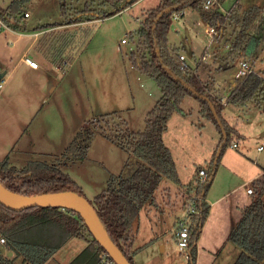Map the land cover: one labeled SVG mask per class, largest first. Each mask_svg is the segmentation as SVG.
Masks as SVG:
<instances>
[{"label":"rangeland","instance_id":"374dc122","mask_svg":"<svg viewBox=\"0 0 264 264\" xmlns=\"http://www.w3.org/2000/svg\"><path fill=\"white\" fill-rule=\"evenodd\" d=\"M10 1L0 0V3L7 8L11 5ZM105 1L31 0L24 6V11H28L31 18L22 20V31H16L9 27L8 23L0 20V43L12 46L14 37L10 34L11 31L30 33L60 26L62 28L60 30L44 33L41 40L50 53L61 48L58 46L60 43L66 44L62 48L64 61L69 64L64 62L65 64L61 66L64 68L60 78L65 80V85L69 86V89L65 87L60 97L62 103L64 102L65 114L72 110L73 125L75 122L73 116L76 112L74 105L78 103L81 104L79 109L82 107L80 111L82 116L79 114L78 119L84 117V110L88 111L89 120L105 113L101 112L102 107V111H105V108L113 110L112 107L115 106L111 101L115 95L112 94L119 93L123 82L129 91L126 92L127 98L120 106L123 107L120 116L127 122L130 131L143 132L147 124V115L155 107L162 93L159 85L151 78L141 77L138 74L141 77L140 81L135 80L136 72L132 69L133 63L131 65L130 60L134 52L135 60L140 62L142 52L138 51L137 31L141 25H144L145 16L149 15L150 10L155 9L161 0H139L129 8L125 7L129 0H107V5L104 6ZM236 3L242 11H251L255 6L259 7L263 11L261 21H264V0H229L228 5L225 6L230 9ZM103 7L107 13L116 9L120 11L91 25L79 24L78 27L70 28V25L63 24L85 17V15L78 16L77 13L87 12L88 9L93 13V9L97 11ZM183 13L182 19L172 20L168 35L169 48L176 62L181 65L180 58L184 56L185 64L192 68L204 84L210 86L209 92L222 99L221 104L224 106L222 119L228 126L237 130L238 134L232 133L231 144L223 149L220 156L221 148L225 145V135L220 132L213 120L204 115L203 105L198 98L188 96L183 100L180 106L182 112L173 114L168 130L164 134V142L171 150L183 186L178 187L164 180L155 197L159 200L161 208H164L165 214L161 213L162 209L158 213L154 205H147L135 220L132 227L135 238L133 249L137 251L134 264H187L186 256L180 253L174 238V222L177 216L187 214L188 200L183 207L182 191L183 188L195 187L200 183L198 176L200 169L208 170L210 176L216 170L209 197H218L217 195L221 193L241 186L237 195L246 199L247 185L254 184V180L258 179L254 177L262 175L261 177L264 178V150H258L264 139V107L259 108L253 104L233 106L228 103L235 82L234 66L244 60L241 57H250L252 43L249 42L247 45L245 56L237 57V54L231 56L229 54L233 38H226L221 44L217 42L210 44L205 39V31L209 26L202 21L200 13L191 7L186 8ZM123 40H126L125 44L122 43ZM227 40L229 46L225 45ZM100 56L102 58L99 60ZM203 56H206L205 61L202 60ZM90 57L94 59L91 60ZM35 60L40 61L38 58ZM75 60L72 69L74 71L65 75ZM89 60L93 61V64L96 63V66L87 72L85 65ZM248 60L251 61L249 58ZM253 69L258 74L263 72L264 75V50L256 59ZM93 72L95 75L92 74ZM2 81L0 80V84H3ZM58 93L60 94V89ZM126 101L127 104L124 103ZM84 102L86 103L83 106ZM130 104L134 108V110L131 108L132 111H128ZM102 138L101 136L94 138L85 160L62 167L63 172L77 182L83 196L90 202L107 189L112 175H120L127 171L129 166L132 168L137 163V159L130 153L111 142L107 143L108 141ZM234 143L238 148L232 147ZM25 159L27 158L13 159L10 163L21 168L27 163ZM32 159L51 162L46 155L33 156ZM260 189V187L257 189V194ZM257 194L251 196L255 198ZM262 198L264 200V194ZM176 227L177 225L175 229ZM162 230L164 232L167 230L164 236L168 241L167 252H161V249L155 251L158 242L154 245L147 244L151 237H155L156 233ZM85 236L89 240L90 236ZM228 242L221 249L222 255L215 264H234L237 261L238 255L235 254L240 250L233 243ZM87 246L86 239L74 238L46 264H84V252ZM140 247L143 248L138 249ZM203 263L212 264L211 257L206 256ZM16 264H23V259L18 258Z\"/></svg>","mask_w":264,"mask_h":264},{"label":"trees","instance_id":"16d2710c","mask_svg":"<svg viewBox=\"0 0 264 264\" xmlns=\"http://www.w3.org/2000/svg\"><path fill=\"white\" fill-rule=\"evenodd\" d=\"M29 1L31 0H12L7 8L0 5V20L8 23L12 29L22 31V20L27 19L24 6ZM137 1L139 0H129L125 7L129 8ZM218 1L229 11L225 6L227 0ZM105 2L104 6L107 5V0ZM188 7L200 13L207 26L221 29L216 37L218 44L226 38H233L229 55L245 56L247 45L254 42V51L248 58L260 57L264 50V21H261L263 11L259 7L242 11L237 5L226 17L224 10L218 6L211 11L206 10L205 0H161L160 4L145 16L144 25L137 31L138 51L142 52L140 62L135 60L134 52L131 54V61L137 73L141 77L153 79L162 93L155 107L147 115L145 130L132 132L118 112L106 113L85 122L62 154L47 156L51 162L31 159L21 168L12 165L9 159L0 162V182L16 194L35 197L71 191L83 196L81 187L63 172L62 167L85 160L96 136H101L130 153L137 159L136 165L132 168L129 166L128 170L120 175H112L107 189L90 203L110 239L128 257L131 264H134V256L137 254L133 249L135 238L132 227L135 220L147 205H155V194L164 180L178 187L183 186L171 150L164 142V134L173 114L182 112L180 106L183 100L188 96L198 98L203 105L204 115L213 120L225 135L226 141L220 156L223 149L231 144L232 133L235 132L222 119L224 106L221 104V98L211 94L210 86L204 84L190 67L181 70L180 63L176 62L169 48L168 35L174 14L183 12ZM104 8L97 11L93 9V13L90 9L77 13L78 16L85 17L63 24L72 25L89 19L107 18L120 11L116 9L107 13ZM162 13L164 15L158 20ZM63 45H66L65 42L60 43L58 46L61 48L51 53L45 46L42 48L49 54L51 61L59 64L62 58H65ZM225 45L229 46V40ZM228 103L234 106L253 104L259 108L264 107V76L251 74L235 79ZM215 173L216 170L208 182L202 185L184 188L187 200L193 197V193L203 200L207 199ZM263 194L264 185L252 204L242 210L240 221L230 233L228 240L240 250L238 261L234 264H264ZM196 207L198 213L190 216L191 239L187 264H197L198 242L210 212L207 202H201ZM85 235L90 236L89 240ZM0 238L5 240V244L0 246V264H16L18 258L23 259V264H46L74 238L88 241L84 264H97L100 255L105 252L96 243L79 214L55 207L14 211L0 203Z\"/></svg>","mask_w":264,"mask_h":264},{"label":"crops","instance_id":"0c3cea01","mask_svg":"<svg viewBox=\"0 0 264 264\" xmlns=\"http://www.w3.org/2000/svg\"><path fill=\"white\" fill-rule=\"evenodd\" d=\"M228 1L229 0L225 3L226 6L228 5ZM0 5L6 8L2 4ZM24 12L25 14H30L28 11ZM30 18L31 14L27 19ZM101 20L102 19H89V21L72 24L69 27H78L79 24L80 26L91 25ZM60 29L62 28L59 26L47 31L40 30L30 33H17L11 31L12 33L10 34L14 37L12 46L0 43V65L2 68L0 72H7L2 81L4 86L2 85V88H0V160L9 158V162H12L13 159L17 160L25 157L28 163L33 156L54 155L55 157L56 155H60L65 151L68 144L73 141L80 127L83 126L85 122L89 121L87 110L83 111L84 117L78 119L79 114H81L80 111H82V107L79 109L81 105L79 103L74 105L76 111L73 116L75 118L74 125L71 117L73 115L72 110L70 113L68 112V114H65L64 102L62 103L60 96L64 88L66 87V89H69V86H66L65 80L60 77L64 68L61 66H63L66 61H64L63 58L59 64L51 61L52 59L49 58V54L42 48L44 44L43 40H41V36L46 32L49 33L50 31ZM251 43L252 54L254 51V42ZM27 58L38 62L39 67H37V69L30 67L27 62H25ZM35 58H38L40 61L35 60ZM101 58L102 56L99 57V60ZM90 59L93 60L94 57L93 59L90 57ZM91 60L86 62L85 66L87 72H90L91 68L96 66L95 61V64H93ZM250 60L254 66L256 59L251 58ZM75 62L76 60L71 64V69L65 72V75L71 74L74 71L72 69L74 68L73 65ZM66 63L67 65L69 64L68 62ZM131 67L134 69V65ZM134 71L136 72L134 78L139 82L141 77L135 69ZM260 73V75H263V72ZM92 74L95 75L94 72ZM69 76L70 75H68V77ZM121 84L119 93L112 94L115 96H113L111 103H113L112 105L115 107H112L113 110L105 108V111H102L103 107L100 108L101 112H105L103 114L112 112H118L120 114V112H123L121 111L123 107L120 106L123 104L122 101L127 98L126 92L128 93L129 90L123 82H121ZM59 89L60 94L58 93ZM85 103L86 102L83 103V106ZM124 103L127 104L128 102L126 101ZM132 105L130 104L128 106V111L134 110V108L131 107ZM92 118H95V116ZM232 129L238 134L237 130L234 128ZM105 141L107 140L105 139ZM109 142L110 141L107 143ZM207 173L209 174L208 170ZM261 176L262 175L254 177V179L258 178L254 180L257 189L264 185V178ZM240 187L241 186L231 189V191L221 193L217 195L218 197H209V191L207 199L211 200L212 203L209 204L210 212L198 242L197 264H202L206 256L211 257L212 264L218 261L219 256L222 255L221 249L225 246V243H229L228 239L230 233L242 217V210L252 204L251 197L252 202L254 201L255 198L248 193L246 199L240 198V196L237 195V191ZM184 191L183 188V207H185V202H187L186 200L188 198L185 196L186 194ZM154 208L158 213H160L162 209L161 213L165 214L164 208H161L159 200L156 201ZM185 217L186 215L177 216L174 224L177 225V223L182 221ZM165 231L167 232V230ZM166 232L163 230L158 231L155 237H149L150 239L147 244L150 243L154 245L158 242V248L155 251L161 249V252H167L168 241L164 238ZM141 248L143 247L138 249ZM237 255L239 257V251L235 254V256Z\"/></svg>","mask_w":264,"mask_h":264},{"label":"water","instance_id":"95a60500","mask_svg":"<svg viewBox=\"0 0 264 264\" xmlns=\"http://www.w3.org/2000/svg\"><path fill=\"white\" fill-rule=\"evenodd\" d=\"M164 13L159 16L158 20L161 19ZM6 74L7 72H0V80H3ZM0 203L14 211H23L29 208L39 207H55L76 212L82 217L96 243L103 248L109 257L117 264H131L127 259L128 257L110 239L90 201L82 195L65 191L28 197L12 192L0 182ZM12 254L10 253V255Z\"/></svg>","mask_w":264,"mask_h":264},{"label":"built area","instance_id":"2783aa9c","mask_svg":"<svg viewBox=\"0 0 264 264\" xmlns=\"http://www.w3.org/2000/svg\"><path fill=\"white\" fill-rule=\"evenodd\" d=\"M237 5H238L237 3L234 4L232 6V8H230L228 11V10H225L223 8V5L218 0H205V9L206 10L211 11V10H213V8L215 6H218L221 8V10H224L226 17H228L232 13V11L235 8H237ZM25 17L29 18L30 14L26 13ZM183 17H184V13L180 12V13L174 14L173 19L179 20L180 18L182 19ZM220 30L221 29L219 27H215V26L210 27L209 26V29L205 31L206 32L205 33V39L210 44L212 42H216V37L218 36ZM122 43L125 44L126 40H123ZM180 59H181V63H182L180 65V69L181 70L188 69L189 66H187L185 64V57L181 56ZM202 60L205 61L206 56H203ZM25 62H27V64L34 69H37V67H39L38 62L33 61L32 59L27 58L25 60ZM234 71H235L234 78L237 80L244 78V77H247L251 74H258L253 69V65H252L251 61H249V60H242V61L236 63L234 66ZM2 85L3 84L1 83L0 88H2ZM260 145L261 146H259L258 150L263 151L264 150V139ZM232 147L236 149V148H238V145L236 143H234L232 145ZM198 176H199V182H200V183H198V185H202V184L208 182V180L210 179V175L207 173V170H205V169L199 170ZM262 187H260V188H262ZM247 193L249 195L257 194L256 183L248 185ZM201 202H204V203L207 202L208 205L212 203L211 200H208V199L203 200L201 197L194 194L193 197L191 199H189L187 202L186 217L184 219H182V221H179L177 223V227H176L175 232H174V238L176 239L175 241L177 242L178 250L180 251V253L185 254L186 261L189 259L188 249L190 246V239H191L190 216L198 213V209H197L196 205H198ZM4 244H5V240L0 238V246H2ZM97 264H117V263L111 257H109V255L106 252H103L99 257V261L97 262Z\"/></svg>","mask_w":264,"mask_h":264}]
</instances>
